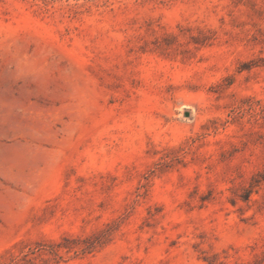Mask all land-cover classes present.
<instances>
[{"label": "rangeland", "instance_id": "rangeland-1", "mask_svg": "<svg viewBox=\"0 0 264 264\" xmlns=\"http://www.w3.org/2000/svg\"><path fill=\"white\" fill-rule=\"evenodd\" d=\"M0 264H264V0H0Z\"/></svg>", "mask_w": 264, "mask_h": 264}, {"label": "trees", "instance_id": "trees-1", "mask_svg": "<svg viewBox=\"0 0 264 264\" xmlns=\"http://www.w3.org/2000/svg\"><path fill=\"white\" fill-rule=\"evenodd\" d=\"M75 240H76V241H78V240H82V241L87 242V241L90 240V237H84L83 239L76 238ZM99 242H100V240H97L96 243H99ZM56 246H60V243H57ZM94 246H95V241H92V242L88 243L85 247H83V248L81 249V251H82V252L89 251V250H91Z\"/></svg>", "mask_w": 264, "mask_h": 264}]
</instances>
